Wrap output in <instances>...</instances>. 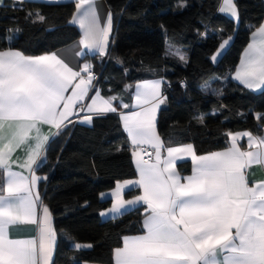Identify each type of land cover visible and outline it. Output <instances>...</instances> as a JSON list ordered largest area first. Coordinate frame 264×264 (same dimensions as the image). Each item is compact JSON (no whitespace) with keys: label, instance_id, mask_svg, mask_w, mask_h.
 Returning <instances> with one entry per match:
<instances>
[{"label":"snow or ice","instance_id":"1","mask_svg":"<svg viewBox=\"0 0 264 264\" xmlns=\"http://www.w3.org/2000/svg\"><path fill=\"white\" fill-rule=\"evenodd\" d=\"M71 2L76 11L69 23L81 31L79 44L103 58L108 53L112 13L102 18L98 0ZM14 3L22 6L25 0ZM220 11L238 19L234 0H223ZM35 16L41 22L46 19L39 13ZM231 39L222 41L213 62ZM232 79L245 88H264V24L252 32ZM95 80L88 62L77 69L57 53L0 50V264H54L57 234L39 193V183L47 177L36 174L42 155L68 124L75 123L69 117L116 113V100L121 101L119 108L129 109L120 112V120L131 141L139 178L118 184L112 208L100 215L111 213L116 218L127 208H146L142 234L122 238V246L113 249V264H264V181L250 184L247 179L253 165L264 167V137L230 132L228 148L205 155H197L192 144L166 146L156 129L157 110L164 102L162 81L138 82L134 103L129 104L122 96L104 98ZM130 87L126 85L125 91ZM93 115H83L82 122L90 124ZM196 119L204 122L203 116ZM257 120L264 124V114H257ZM44 125L49 126V134L44 133ZM242 137H247V150L239 143ZM143 145L154 153H147ZM18 149L25 151L23 163L20 157L13 159ZM185 158L191 159L192 173L182 176L177 161ZM13 164L28 174L14 171ZM134 188L142 194L124 199L125 189ZM27 226H34L35 235L14 238V230ZM74 247L79 251L93 245L76 242Z\"/></svg>","mask_w":264,"mask_h":264},{"label":"trees","instance_id":"2","mask_svg":"<svg viewBox=\"0 0 264 264\" xmlns=\"http://www.w3.org/2000/svg\"><path fill=\"white\" fill-rule=\"evenodd\" d=\"M104 1L113 18L108 53L84 58L92 64L94 84L103 97L122 94L125 85L141 80L163 79L165 105L156 121L158 135L165 143L192 144L198 155L224 149L230 132L262 133L264 124L255 116L264 114V88L250 92L231 75L264 19V0H234L237 23L218 13L221 0ZM73 10V3L25 1L21 6L5 1L0 6V50L42 55L73 44L80 36L69 23ZM36 13L45 21L37 20ZM228 37L230 45L213 62L211 57ZM168 45L186 60L167 55ZM200 116L203 123L196 119ZM118 122L108 114L94 117L90 127L68 125L48 145L37 169L47 177L39 190L57 234L54 264H112L113 249L121 246L122 238L142 232V207L107 221L99 217L110 206L99 195L136 176ZM189 168L188 162L178 165L183 174ZM137 194L129 190L124 198ZM76 242L93 247L78 251Z\"/></svg>","mask_w":264,"mask_h":264},{"label":"crops","instance_id":"3","mask_svg":"<svg viewBox=\"0 0 264 264\" xmlns=\"http://www.w3.org/2000/svg\"><path fill=\"white\" fill-rule=\"evenodd\" d=\"M5 1H11V2H14V0H3V3L5 2ZM25 1H36V2H45V3H73L74 4V12L76 11V8H75V3L74 2H71V0H62V2H57V0H25ZM3 3H0V6H2L3 5ZM222 3H223V0H221V3L219 4L220 6H219V8H218V13L220 14V15H222L223 16V18L225 17V18H228V19H230V20H232V21H234V22H238V19L236 18V17H233L230 13H227V12H221L220 11V7H221V5H222ZM98 4H99V14H100V16L102 17V18H106L107 17V15H108V13L110 12V10H108L109 8H108V6L106 5V3H105V1L104 0H98ZM73 16V15H72ZM71 20V19H70ZM261 24H264V19H263V21H262V23ZM260 24V25H261ZM71 25H73V24H71ZM73 26H75V25H73ZM78 30H79V32H80V36H79V38L76 40V41H74L73 42V44L71 43L70 45H68V46H66V47H63V48H60V49H57L56 51H54V52H51V53H57L59 56H61L64 60H66L70 65H72L74 68H79L81 65H83V63H85V62H88V61H85L84 60V58H92V57H98V59L99 58H101V57H99L98 55H96V54H92V53H88L87 52V50H83L82 49V46L79 44V41H80V39H81V31H80V29H79V27L78 26H75ZM260 27V26H259ZM258 27V28H259ZM257 28H255V30H256ZM112 30H113V22H112ZM254 30V31H255ZM253 31V32H254ZM111 34H112V31H111ZM252 35V34H251ZM251 35H250V38H251ZM111 37H112V35L110 36V40H111ZM231 42V41H230ZM250 42V39H249V41H248V43ZM222 43V42H221ZM109 45H110V43H109ZM109 45H108V47H109ZM229 45H230V43H229ZM228 45V46H229ZM248 45V44H247ZM246 45V46H247ZM228 46L226 47V49L228 48ZM246 46H245V48H246ZM244 48V49H245ZM109 49V48H108ZM244 49L242 50V52H241V54H239L240 55V58H239V61H238V64L240 63V59H241V55H242V53L244 52ZM78 51H83L84 52V55L83 56H80V57H78L77 55H76V52H78ZM225 52V50L223 51V53ZM172 53H177L176 55H173ZM217 53V51L215 52V54ZM48 54V53H47ZM166 54L167 55H169V56H173L174 58H178V59H180V56L182 55V56H184L185 57V59L184 60H182V61H185L186 60V56L183 54V53H181L177 48H174V47H171L170 45H168L167 47H166ZM214 54V55H215ZM42 55H44V54H42ZM105 57V56H104ZM220 57V56H219ZM219 57H218V59H219ZM181 60V59H180ZM213 61V60H212ZM88 63H90V62H88ZM237 64V65H238ZM236 65V66H237ZM234 68H236V67H234ZM234 72H235V69H234ZM234 72L232 73V75L234 74ZM232 75H231V79H232ZM147 80H149V81H151V80H160V81H162V83H161V92H162V94H163V98L165 99V96H164V85H163V79H159V78H153V79H147ZM141 81H145V80H141ZM141 81H138V82H141ZM232 81H234L236 84H238L239 86H241V87H243L244 89H246V90H248V91H250V92H254V93H257V92H259V91H261L263 88H258V89H249V88H245L242 84H240L238 81H236V80H234V79H232ZM94 83V82H93ZM137 84V82L135 83V84H133L130 88H129V90L126 92L125 91V86H124V88H123V92H122V94H118V95H113V96H122L123 97V102H125V103H129V104H133L134 103V99H133V95H132V93H134V91H135V85ZM95 85V84H94ZM95 88H96V86H95ZM95 94V90H93L92 92H90L89 93V95L90 96H92V95H94ZM111 97V96H110ZM104 98H108V97H104ZM120 103H121V101L120 100H116V101H113V104H115L117 107H118V112H116V113H106V114H103V115H108V114H113V115H115L116 117H117V119H118V123H120V126H121V128H122V131L124 132V136H126V138H127V140H128V143H129V145H130V147L129 148H131L130 149V157H131V163H132V167H133V169H134V174L136 175L135 176V178L134 179H131V180H136V179H138L139 177H138V173H137V169H136V165H135V163H134V161H133V157H132V145H131V141H130V139H129V137H128V134L126 133V131L124 130V128H123V126H122V123H121V120H120V112H128L129 111V109H122V108H119V105H120ZM164 105H165V102H163L162 104H160V106H159V109L157 110V116H156V121H157V119H158V114H159V112H160V110H161V108H163L164 107ZM83 115H93L92 113H82L81 114V116L80 117H78V116H71V117H69V119L70 120H72V121H75V123H70V124H68V125H73V124H75V125H82V126H85V127H90L91 126V123H92V121H91V123L89 124V123H85V122H82V116ZM97 116H102V115H93V118L94 117H97ZM255 118H257V115L255 116ZM157 123V122H156ZM43 127V131H44V133L45 134H49V126H47V125H44V126H42ZM157 129V128H156ZM263 131H262V133L260 134V135H255V136H261V137H264V129H262ZM56 131V129H51V132H55ZM242 132V131H241ZM158 133V132H157ZM236 133V132H235ZM254 135V134H253ZM165 143V142H164ZM230 139H229V136H228V143H227V146L224 148V149H226V148H228L229 146H230ZM239 143L241 144V146H242V150H247V137H242L241 139H240V141H239ZM165 145L166 146H180V145H184V144H172V143H165ZM144 149H149V150H151L152 151V153H154V149H152V148H150L148 145H143L142 146ZM224 149H222V150H224ZM222 150H219V151H222ZM206 154H208V153H206ZM198 155V154H197ZM200 155H205V154H200ZM162 156H167V153L166 152H162ZM16 157H20V163H23V161H24V158H25V151L24 150H22V149H18L14 154H13V159H16ZM44 157V154L42 155V162H43V158ZM155 161V156L153 155L152 156V162H154ZM184 162H188L189 163V166H190V168H189V172L187 173V174H183V173H181L180 172V174L182 175V176H186V175H191V173H192V163H191V159L190 158H185L184 160H181V161H177V171L179 172V169H178V165L179 164H181V163H184ZM12 167H13V170L14 171H21V172H24V174L25 175H27L28 173L24 170V169H21V168H19V167H17V165L16 164H13L12 165ZM37 174V173H36ZM37 176H39V177H43V176H40V175H38L37 174ZM247 179L249 180V182H250V184L251 183H253V182H259V181H264V167H261L260 165H253L252 166V168L249 170V175H248V177H247ZM44 180H41L40 181V183H39V185L43 182ZM125 181H128V180H125ZM125 181H120V182H117L116 184H115V186H114V188L112 189V190H110V191H107V192H104V193H101L100 195H99V199L100 200H109L110 201V206L107 208V209H105V210H103V211H101V212H108V210L110 209V208H112V206H113V203H114V197H113V195H112V193L115 191V189H116V187H117V185L118 184H123ZM132 190H137L138 191V194L137 195H140V194H142L141 193V190L139 189V188H134V189H132ZM132 190H130V191H132ZM129 190L128 189H125V191H124V193H123V195L126 193V192H128ZM39 193H40V190H39ZM136 195V196H137ZM133 198H135V196L134 197H132V198H130V199H133ZM124 199H126V198H124ZM129 199V198H128ZM128 199H126V200H128ZM139 207H142L143 208V211H142V219H141V229H142V232H143V228H142V221H143V218H144V215H145V208H146V205H139V206H136L135 208H127V209H125V210H123V214H125V213H127L128 211H131V210H134V209H136V208H139ZM101 212H99V217H100V219L102 220V221H107V220H111V219H115V218H113V214H111V213H109L108 215H106V216H101L100 215V213ZM123 214H121V215H118V216H116V218H118V217H120V216H122ZM34 228V226H27V227H25V228H23V229H20V230H14V232H13V235H14V238H27V237H29V236H31V235H35V232L34 231H32V229ZM142 232L140 233V234H142ZM136 235H139V234H136ZM130 236H135V235H130ZM121 246H122V244H121ZM73 247H74V245H73ZM75 248V247H74ZM85 250V249H84ZM112 264H113V253H112V262H111ZM88 264H92V263H88Z\"/></svg>","mask_w":264,"mask_h":264},{"label":"built area","instance_id":"4","mask_svg":"<svg viewBox=\"0 0 264 264\" xmlns=\"http://www.w3.org/2000/svg\"><path fill=\"white\" fill-rule=\"evenodd\" d=\"M182 83V82H181ZM183 85H185L184 83H183ZM146 150V152L147 153H152V151L151 150H149V149H145ZM143 155V158L144 159H149V155H147V154H142ZM153 156V155H152ZM152 156H151V160H152Z\"/></svg>","mask_w":264,"mask_h":264},{"label":"water","instance_id":"5","mask_svg":"<svg viewBox=\"0 0 264 264\" xmlns=\"http://www.w3.org/2000/svg\"><path fill=\"white\" fill-rule=\"evenodd\" d=\"M119 61V60H118ZM118 63H121L120 61L118 62ZM127 72V75L129 74V72L128 71H126Z\"/></svg>","mask_w":264,"mask_h":264}]
</instances>
